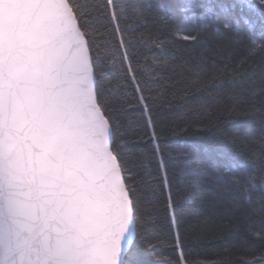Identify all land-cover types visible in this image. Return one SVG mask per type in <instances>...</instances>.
Instances as JSON below:
<instances>
[{"label":"snow or ice","instance_id":"6c2138e0","mask_svg":"<svg viewBox=\"0 0 264 264\" xmlns=\"http://www.w3.org/2000/svg\"><path fill=\"white\" fill-rule=\"evenodd\" d=\"M257 3L264 18V0ZM217 17L207 7L195 28L175 27L168 9L161 6L153 16L144 0H0V264H149L143 254L153 248L156 222L122 150L132 135L147 139L158 158L175 264H194L185 252L184 201L204 191L214 197L212 212L193 239L220 231L228 239L220 237L215 259L195 264H264V155L250 172L237 153L217 174L218 184L235 189L225 198L189 179L173 184L158 143L164 133L201 130L186 109L194 93L227 85L228 113L264 107V86L244 87H251L254 68H243V60L232 65L231 52L218 64L201 48V34ZM231 30L225 21L215 34L222 39ZM104 34L112 43L102 53L97 41ZM137 44L151 52L146 68L133 50ZM110 66H117L116 82ZM209 68L214 75L202 80ZM256 95L259 101L249 99ZM129 111L139 113L134 130L122 121ZM214 123L203 127L211 130ZM261 125L264 140V119ZM254 217L262 225L256 232Z\"/></svg>","mask_w":264,"mask_h":264},{"label":"trees","instance_id":"16d2710c","mask_svg":"<svg viewBox=\"0 0 264 264\" xmlns=\"http://www.w3.org/2000/svg\"><path fill=\"white\" fill-rule=\"evenodd\" d=\"M99 2V0H97ZM144 3L153 6V16L159 15L161 6L168 9L175 18V27H193L199 23V17L202 11L207 7H212L218 14V23L221 26L225 21L230 22L231 31L225 32L222 39H218L215 34V27L208 29L201 34L204 44L201 48L206 49V54L215 59L218 64L221 63V57L226 56L228 52L233 53L232 65H238L240 61H245L243 68L249 71L255 69V75L252 81L244 87L249 92L252 88L264 86V18L260 15V6L257 0H144ZM189 3L193 7H189ZM227 8V12H221L220 6ZM202 6V7H201ZM186 9V11H181ZM247 21V23L245 22ZM103 33V29L100 30ZM193 34H196L195 32ZM255 41V45L253 44ZM98 44L101 46V52L106 47H111V40L107 34L98 38ZM258 45L257 51L253 53L251 49ZM183 47V43L179 45ZM201 48L196 49L198 54ZM134 51H139L143 67L149 65L144 62V57H150L151 52L142 45L137 44ZM111 61L109 55L105 63ZM116 67L107 68L109 79L116 82ZM241 68V70H243ZM214 75L211 68L202 80H207ZM150 78V77H145ZM227 79V77H225ZM227 85L220 89H209L208 92L194 93L188 97L190 104L186 109L189 119H196L202 122L201 130L193 131L188 134L172 135L171 132L164 133L158 141L162 149L166 162V170L169 179L173 184L180 183L184 179L192 180L196 184H205L208 189L216 190L222 193L226 198L235 192L230 184H218L216 176L223 172L226 166H230L237 153L243 154V159L247 161L249 171L253 170L257 157L264 155V140L261 139V120L264 119V107L257 103L259 111L238 116L228 113L225 109L231 106V101L227 98V92L231 91ZM238 90V89H237ZM158 91V90H157ZM209 92L211 95H209ZM156 91L153 92V95ZM253 101H259L260 96L249 97ZM219 100V103H217ZM134 103V101H133ZM138 112L129 111L122 117L126 129L134 130L137 126L136 121ZM214 121L211 130H206L203 126ZM181 127L183 125L181 124ZM138 135L126 137V144L123 147L124 154L128 157L129 166L132 169V175L137 182V191L144 196L143 207L152 210L151 219L155 220L156 225L150 233L153 248L150 252L144 253L143 258L149 264H175L178 253L174 249V230L168 226L165 211L166 199L161 190L162 175L158 170V158L152 154V145L147 142H138ZM255 140V143H250ZM193 147L189 148L188 146ZM187 153V157L183 156ZM227 189V191H225ZM258 190H254L251 196L255 198ZM214 197L209 191L197 193L193 200L184 201L185 217L183 223V237L189 244L185 252H191V259L194 264L196 261L208 258L215 259L212 250L220 247L224 239H228L223 231L204 235L198 240L193 237L199 229L200 221L205 216H210L212 209L210 207ZM156 205L152 209V205ZM262 225L258 218H253L251 224L252 232L259 231ZM245 236L250 234L244 232ZM259 247V245H258Z\"/></svg>","mask_w":264,"mask_h":264}]
</instances>
